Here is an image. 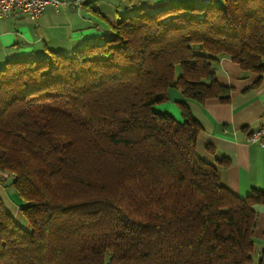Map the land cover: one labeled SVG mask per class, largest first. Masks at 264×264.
I'll list each match as a JSON object with an SVG mask.
<instances>
[{
	"label": "trees",
	"instance_id": "16d2710c",
	"mask_svg": "<svg viewBox=\"0 0 264 264\" xmlns=\"http://www.w3.org/2000/svg\"><path fill=\"white\" fill-rule=\"evenodd\" d=\"M223 57L264 75V0H182L0 67V176L23 201L21 223L0 198V264H264V192L219 182L185 103L182 120L154 110L170 88L228 100Z\"/></svg>",
	"mask_w": 264,
	"mask_h": 264
},
{
	"label": "crops",
	"instance_id": "0c3cea01",
	"mask_svg": "<svg viewBox=\"0 0 264 264\" xmlns=\"http://www.w3.org/2000/svg\"><path fill=\"white\" fill-rule=\"evenodd\" d=\"M43 14L33 18L14 12L0 19V67L7 62L43 58L51 52L69 54L86 44L101 42L120 19L139 11L153 12L182 0H58ZM207 4L211 0H189ZM215 78L231 88L228 100L217 98L200 103L170 88L167 100L154 105L182 120L185 103L201 130L197 135L198 156L215 165L219 182L239 197L253 189L264 192V145L249 141L252 133L264 127V75L242 70L228 57L215 64ZM0 198L16 221H21L22 199L9 180L0 176ZM255 263L264 256V203L254 206ZM27 226V224H24Z\"/></svg>",
	"mask_w": 264,
	"mask_h": 264
},
{
	"label": "built area",
	"instance_id": "2783aa9c",
	"mask_svg": "<svg viewBox=\"0 0 264 264\" xmlns=\"http://www.w3.org/2000/svg\"><path fill=\"white\" fill-rule=\"evenodd\" d=\"M58 0H0V19L8 17L14 12L25 13L33 18L40 17L49 4H58ZM250 142L264 145V127L252 133Z\"/></svg>",
	"mask_w": 264,
	"mask_h": 264
},
{
	"label": "rangeland",
	"instance_id": "374dc122",
	"mask_svg": "<svg viewBox=\"0 0 264 264\" xmlns=\"http://www.w3.org/2000/svg\"><path fill=\"white\" fill-rule=\"evenodd\" d=\"M0 175H1V176H4V173H0ZM21 223H22V221H21ZM253 261H254V260H253Z\"/></svg>",
	"mask_w": 264,
	"mask_h": 264
}]
</instances>
